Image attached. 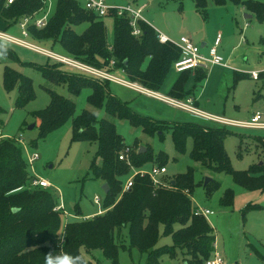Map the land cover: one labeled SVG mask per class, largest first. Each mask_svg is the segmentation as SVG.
Listing matches in <instances>:
<instances>
[{"label": "trees", "instance_id": "1", "mask_svg": "<svg viewBox=\"0 0 264 264\" xmlns=\"http://www.w3.org/2000/svg\"><path fill=\"white\" fill-rule=\"evenodd\" d=\"M216 6H223L226 0H210ZM234 5L244 6L264 21V3L253 0H229ZM43 8L42 0H16L7 6L0 0V19L10 26ZM195 9L207 17V0H195ZM114 38L108 43L104 18L86 10L79 0H58L54 14L42 29L29 28L30 36L36 41L57 43L68 57L97 69L123 72L131 83L159 92L174 63L180 58V50L171 43L159 42L156 31L147 23L139 21L141 35H132L130 18L119 17L112 12ZM85 26L82 31L78 29ZM0 43V51L8 64H21L18 56L9 46ZM5 57V58H4ZM111 62L114 66L111 67ZM29 66V65H28ZM54 63L45 67H33L50 84L67 87L73 96L88 89L91 95L88 102L95 109L105 108L113 120H126L133 127L141 128L147 135L163 136L166 131L162 122L137 115L121 99L110 93L109 81H100L74 70ZM70 69V68H69ZM207 76L206 70L198 69L194 79L201 83ZM191 72L180 73L168 96L179 101L188 100L194 90H187L186 84ZM249 75L236 74L237 82L248 79ZM4 85L8 92L17 89L19 93L17 108L24 107L34 99L30 78L6 65ZM195 89V88H194ZM48 106L33 114L40 120L39 138H45L72 118L74 141L97 142L98 150L91 163L95 179L106 183L104 210L89 219L66 222L62 229V211H56L58 197L49 188H30V178L26 162L22 156V146L11 138L0 141V264H45V255L67 253L70 257L83 256L82 251L97 249L118 264L120 251L137 250L147 257V264H159L163 255L182 256L181 264H204L213 252L215 235L208 220L195 216L196 205L192 200L195 188L202 186L208 199L221 188L214 178L204 185L195 183V169L189 167L186 173L172 180H163L162 187L155 188L148 175H137L133 186L126 192L124 184L132 174V168L146 165L165 167L167 155H157L148 151L139 154L129 152V162L119 160L128 148L117 133L116 125L108 119H98L89 111L75 116L76 105L51 89ZM167 130L178 152H183L187 138L193 141L191 159L216 174L231 176L233 182L249 191L264 189V141L259 140L262 151V164L237 171L231 167L230 159L224 149V140L232 133L226 129H203L194 123L174 124ZM241 138L240 141H242ZM139 152L140 147H136ZM129 151V150H128ZM240 154L242 151L240 150ZM174 181V185L171 182ZM30 182V183H29ZM234 193L225 190L221 206L232 205ZM253 207V206H251ZM65 218V217H64ZM66 220V218H65ZM178 226V228H176ZM165 236L172 237V246L157 248L160 229ZM127 231V244L123 232ZM63 238V244L59 243ZM88 262V261H87ZM90 264V262H88Z\"/></svg>", "mask_w": 264, "mask_h": 264}, {"label": "rangeland", "instance_id": "2", "mask_svg": "<svg viewBox=\"0 0 264 264\" xmlns=\"http://www.w3.org/2000/svg\"><path fill=\"white\" fill-rule=\"evenodd\" d=\"M57 1L46 0L44 11L37 14V17L48 15V18H51L55 12ZM253 1L264 3V0ZM106 2L114 7L130 5L135 10L145 5L141 10V16L157 31L167 33L174 42H177L181 36H188L199 46L201 40L211 46L217 34L221 33L223 38L218 53L231 66V70L218 66L210 68L206 70L207 76L200 85L193 77H190L186 89L194 90L196 93L200 92V96L204 98L199 101L197 107L208 114L246 122L250 120L251 116L259 113L264 121V83L249 78L239 81L235 87H232L233 80L230 75L237 71L251 74L264 70V59L260 57L264 52V21H259L257 17L250 20L245 19L244 15L249 12L242 11L241 5H234L229 0H226L223 6H216L207 0L206 18L201 17L195 11V0H106ZM104 22L110 44L114 38L113 20L108 16L104 18ZM246 23H248V27H245ZM84 27L81 26L78 30L82 31ZM3 31L22 38V30L18 23L10 26L0 19V32ZM25 40L58 55L67 56L57 43L39 42L32 36ZM6 46L15 52L21 64H8L4 59H0V134L15 140L17 137L23 139L22 156L26 162L30 182L34 178L48 181L51 184L48 190L54 192L59 198L58 203L60 200L63 202L65 211L71 216L85 219V217L94 216L104 210L106 194L102 189L101 182L94 178L91 170V163L98 150V143L74 141L72 118L45 138H39L40 120L34 118L33 114L48 106L50 95L47 89H51L75 103V116L80 115L83 111H89L94 113L98 119L113 121L117 133L123 138L130 154L135 151L139 153L137 146L146 149L150 147L154 155L160 152L165 153L167 155L165 163L167 172L163 175V180H172L177 175L186 173L191 167L195 169L196 184L205 182L206 178H214L219 181L221 188L210 199L207 198L202 186L196 187L192 194V200L196 206L212 212L207 220L216 237L217 251L235 264H264V189L245 190L236 185L231 176L216 174L200 163L194 162L190 157L193 146L192 139L187 138L183 152H178L173 142L172 131L167 129L173 127L174 124L194 123L203 129L230 131L232 135L225 138L224 149L229 156L231 167L237 171L247 170L250 166L262 162L261 143L258 142L259 140L264 141V130L220 125L198 118L169 103L149 98L132 88L110 83V93L123 102H127L137 115L164 123L161 125L166 130L163 132V136L159 134L149 136L141 128L133 127L126 120L111 119L105 112V108L95 109L91 106L88 102L91 95L90 90L84 89L78 96H73L67 87L48 83L41 73L33 68L52 65L55 63L54 61L21 46ZM6 65H10L11 68L32 81L34 99L22 108H17L18 90L8 92L5 88ZM62 69L71 71L68 67H62ZM112 74L123 80H128L120 70L112 71ZM178 77L176 72L171 69L164 82V89L160 92L165 93L167 85ZM258 95L261 98H257ZM33 124L35 127L29 130V126ZM241 138H243L242 141H240ZM240 150L242 154H240ZM34 154H37L38 158L31 163L29 158ZM150 167L149 164L140 169L148 170ZM27 186L34 188L31 185H26V188ZM227 189H231L234 193L233 202L231 206L223 207L220 202ZM96 197L99 198V204L95 203ZM74 219L65 220L64 217L62 218L61 234L64 224ZM123 237L127 244V231L123 232ZM172 244V237L165 236L161 228L157 248L172 246ZM176 252L177 257L175 258L168 255L161 256L159 264H181L182 256L178 250ZM82 253L90 264H113L112 258L105 256L100 249L91 252L83 250ZM118 264H147V257L141 255L137 250L120 251Z\"/></svg>", "mask_w": 264, "mask_h": 264}, {"label": "built area", "instance_id": "3", "mask_svg": "<svg viewBox=\"0 0 264 264\" xmlns=\"http://www.w3.org/2000/svg\"><path fill=\"white\" fill-rule=\"evenodd\" d=\"M16 0H6V5H12ZM46 0H42L43 8L34 14L33 16L25 17L19 22L20 29L22 30L21 35L22 38H17L12 36L5 31L0 32V43L4 45H17L21 46L26 49L33 50L37 53L42 54L43 56L47 57L48 59L60 63L75 72L85 74L88 77L98 79L100 81H109L111 83L123 85L129 88L137 89L140 92L146 93L147 95L155 96L160 98L161 100L181 109H184L191 113L192 115L207 120L211 122L218 123L220 125L241 128V129H252V130H264V121L262 119V115L259 113L254 114L250 120L246 122L240 121H233L229 120L224 117H219L215 115L208 114L196 108L191 100H187L186 102L166 99L160 96L153 94L152 92L146 91L137 87L136 84L123 80L119 77H116L114 74L110 73L107 70H101L84 64L76 59H73L68 56H61L58 55L50 50L45 48L35 46L33 44L28 43L25 39L30 37L29 28L31 26H35L37 29L44 28L48 23V15L43 17H37V14L44 11L45 2ZM82 6L89 11L94 12L99 18H105L110 16L112 12L116 13L117 16H127L130 18V25L132 27V35L138 37L141 35V29L139 27V21H143L149 24L142 16H141V9H133L130 5L123 6V7H114L109 5L106 0H79ZM150 25V24H149ZM151 26V25H150ZM152 27V26H151ZM153 28V27H152ZM154 29V28H153ZM155 30V29H154ZM159 42L162 44L171 43L176 48L180 50V58L174 63L173 70L176 73H183V72H191L195 73L196 70H208L215 66H221L224 68H231L225 61L224 58L218 53V47L221 44V35L218 34L214 44L208 49V52L205 54L202 52V49L199 45L195 44L192 39L188 36H182L177 42H174L169 37L163 35L159 31L155 30ZM114 62H111V67L114 66ZM264 75V70L261 72H252L249 76L257 81ZM6 138V136L0 134V141ZM16 141L23 145V139L21 137H17ZM38 158L37 154H34L29 158V161L32 163ZM119 160L127 161L130 164L129 160V151L127 150L124 154L119 156ZM132 174L129 176L127 181L124 184L123 191H128L133 186V180L137 175H148L152 180V183L155 188H159L164 186L162 177L167 172L165 167H160L158 165H152L148 170L145 169H137L132 168ZM31 187H42V188H50L51 184L44 180L34 178L31 183ZM95 203L99 204V198H95ZM56 211H62L64 217L66 218L68 213L65 211L63 204H60L56 207ZM195 216H202L204 218H208V216L212 215V212L208 209H203L196 206L194 211ZM217 244L216 240L213 244V252L209 259L205 261L204 264H235L227 260L221 253H219L216 249Z\"/></svg>", "mask_w": 264, "mask_h": 264}, {"label": "crops", "instance_id": "4", "mask_svg": "<svg viewBox=\"0 0 264 264\" xmlns=\"http://www.w3.org/2000/svg\"><path fill=\"white\" fill-rule=\"evenodd\" d=\"M145 7V5H143V6H140V7H138L137 9H143ZM240 8H241V10L242 11H245V12H249L244 6H240ZM195 11H196V9H195ZM197 12V11H196ZM247 15V16H246ZM248 15H251L252 17L250 18V17H248ZM244 17H245V19H247V20H250V19H252L253 17H256V15L254 14V13H252V12H249V14H245L244 15ZM248 23H246L245 24V27H248V25H247ZM155 29V28H154ZM156 30V29H155ZM160 33H162L163 35H165V36H167V37H169V35L167 34V33H163V32H160ZM218 34H220L221 35V38H223L222 37V34L221 33H218ZM217 34V35H218ZM182 37V36H181ZM217 37V36H216ZM170 38V37H169ZM193 41V40H192ZM245 41V40H244ZM244 41H243V43H244ZM263 41H264V39H263ZM194 42V41H193ZM215 42V41H214ZM214 42H213V44H214ZM195 43V42H194ZM196 44V43H195ZM221 44H222V39H221ZM221 44H220V46H221ZM198 45V44H197ZM212 46V45H211ZM211 46H208V44L206 43V42H204L203 40H201L200 41V47H201V49H202V52L203 53H207L208 52V49L211 47ZM220 46L218 47V49L220 48ZM260 57H261V59H264V52H262L261 53V55H260ZM228 64V63H227ZM229 65V64H228ZM230 66V65H229ZM215 67H217V66H215ZM215 67H212V68H215ZM218 67H221V66H218ZM231 67V66H230ZM222 68H224V67H222ZM224 69H227V68H224ZM228 69H230L231 70V68H228ZM264 69V68H263ZM240 73H244V74H248V73H246V72H233V73H231L230 75L232 76V80H233V83H232V87H235L234 86V79H235V76H236V74H240ZM178 76H180V74L179 73H176ZM249 75V74H248ZM191 77H193L194 78V73H191ZM249 78L250 79H252L250 76H249ZM248 78V79H249ZM248 79H244V80H248ZM253 80V79H252ZM177 81V78L174 80V81H172V82H170L168 85H167V87L165 88V90H164V92L165 93H161L160 91L162 90V89H164L163 87H164V84H163V86H162V88H161V90L159 91V92H154V91H149V90H147V89H144L143 87H141L138 83H134V84H136L137 85V87H139V88H141V89H144V90H146V91H149V92H152L153 94H155V95H157V96H160V97H163V98H166V99H172L171 97H169L168 96V94H169V92H170V90L172 89V87H173V85L175 84V82ZM204 81V80H203ZM202 81V82H203ZM229 81H230V79H229ZM243 81V80H242ZM253 81H255V80H253ZM257 81H261V82H263L264 83V75H262L261 76V78L259 79V80H257ZM256 81V82H257ZM231 82V81H230ZM238 83V82H237ZM236 83V84H237ZM199 85H200V83H199ZM123 86V85H122ZM203 88V87H202ZM133 89V88H132ZM135 91H137L138 93H140V94H143V95H146L147 97L149 96V98H152V99H156V100H159V101H162V102H165V101H163V100H161L160 98H158V97H155V96H151V95H147L146 93H143V92H140V91H138L137 89H134ZM190 90V89H189ZM203 90V89H202ZM202 98H204L203 96H200V92L199 93H196V91H194V95L192 96V97H190L188 100H191L192 101V104L196 107V108H198L197 107V105L199 104V101L202 99ZM257 98H261V96L260 95H258L257 96ZM172 100H176V99H172ZM187 100H185V101H182V102H186ZM167 103V102H166ZM200 110V109H199ZM202 111V110H201ZM203 112H205V111H203ZM212 115V114H211ZM252 117V116H251ZM259 157V156H258ZM101 182V184H102V186L104 185V183L102 182V181H100ZM60 202L63 204V202L60 200ZM59 202V203H60ZM63 206H64V204H63ZM65 209V208H64ZM103 211H99L96 215H98V214H100V213H102ZM68 215L69 216H67L66 217V220H68V219H72V218H75L76 220H79L80 218H78L77 216H71L69 213H68ZM96 215H94V216H96ZM94 216H91V217H85V219H88V218H92V217H94ZM74 219V220H75ZM84 219V218H83ZM215 240H216V237H215ZM223 255V254H222Z\"/></svg>", "mask_w": 264, "mask_h": 264}, {"label": "clouds", "instance_id": "5", "mask_svg": "<svg viewBox=\"0 0 264 264\" xmlns=\"http://www.w3.org/2000/svg\"><path fill=\"white\" fill-rule=\"evenodd\" d=\"M4 53L0 51V58ZM63 244V238L61 237L59 248ZM45 264H88L87 260L82 256L70 257L67 253L55 255L54 252H49L45 255Z\"/></svg>", "mask_w": 264, "mask_h": 264}, {"label": "water", "instance_id": "6", "mask_svg": "<svg viewBox=\"0 0 264 264\" xmlns=\"http://www.w3.org/2000/svg\"><path fill=\"white\" fill-rule=\"evenodd\" d=\"M247 16V15H246ZM248 17H252L251 15H248ZM35 127V124H33V125H31V126H29V130H32L33 128ZM147 151V149L146 148H144V147H140V149H139V154H142V153H144V152H146ZM262 164V162L260 163V165ZM211 180V178H206L205 179V182H204V185H206L209 181ZM174 181H172L171 182V185H174ZM102 189L104 190V192H105V194H107L108 193V191H109V187H108V185L105 183L103 186H102Z\"/></svg>", "mask_w": 264, "mask_h": 264}]
</instances>
